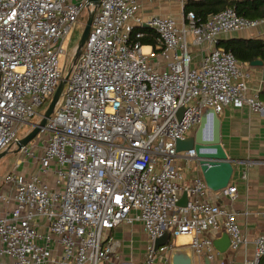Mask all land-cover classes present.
Wrapping results in <instances>:
<instances>
[{
  "label": "built area",
  "instance_id": "1",
  "mask_svg": "<svg viewBox=\"0 0 264 264\" xmlns=\"http://www.w3.org/2000/svg\"><path fill=\"white\" fill-rule=\"evenodd\" d=\"M87 1L0 0V153L14 146L21 127L31 130V118L39 120L37 109L63 76V42ZM142 1L154 2L99 0L60 98L36 135L41 139L18 150L34 169L18 172V161L3 177L0 264H167L174 246L154 249L163 235L188 237L192 264H202L201 256L210 261L213 252L207 233L220 230L229 251L247 245L234 213L207 203L203 180L184 182L185 168L198 171L197 159L174 145L192 136L207 109L217 115L226 106L244 107L264 117V100L249 93L247 73L215 46L221 35L255 29L264 18L225 9L200 21L183 12V0L178 18L142 16ZM135 28L156 36L147 53L142 34L131 36ZM216 193L236 197L229 181ZM135 223L145 235L139 261L130 245L124 256L122 242L109 235ZM252 247L243 264H260L264 230Z\"/></svg>",
  "mask_w": 264,
  "mask_h": 264
},
{
  "label": "crops",
  "instance_id": "2",
  "mask_svg": "<svg viewBox=\"0 0 264 264\" xmlns=\"http://www.w3.org/2000/svg\"><path fill=\"white\" fill-rule=\"evenodd\" d=\"M187 0H183V5ZM180 12L179 0H154L153 3L141 2L140 14L142 16L161 15L178 18ZM229 38L241 39H259L264 41V24L255 29L239 33H228L221 35L218 40ZM142 46L144 53H147L148 47ZM199 57L194 59L193 64L199 62ZM155 62L156 58H150ZM248 78L246 85L250 93L256 94L259 100H264V63L260 66H250L249 64L239 63ZM219 121V143L226 156L231 162L232 173L229 178V184L235 187L236 197L233 201L226 198L217 197V191L212 192L207 189L205 198L207 203H215L221 209L231 211L235 215V221L247 241L244 248H238L235 251L227 249L222 253H217L213 248L210 264H243L244 259L250 257L252 252V240L264 230V117L251 113L246 108H233L226 106L221 113L217 114ZM19 161L20 172L31 171L34 164L20 155L14 165ZM13 167L9 170L12 171ZM245 173V179L241 178ZM187 183L195 177H200L199 170H184ZM137 234H142V241L145 242V235L142 232L140 224H132L130 227L119 226L110 231L109 235L122 242V252L124 256L128 251V246L133 251L138 247L140 249V259L133 257V261L142 259V241H138ZM186 237V236H185ZM207 237L223 246L226 243V234L220 230L207 233ZM141 238V237H140ZM139 238V239H140ZM188 238V237H187ZM189 241V238L187 239ZM188 241H181L177 238L171 240L175 248L187 246ZM132 251V252H133ZM133 254V253H132Z\"/></svg>",
  "mask_w": 264,
  "mask_h": 264
},
{
  "label": "water",
  "instance_id": "3",
  "mask_svg": "<svg viewBox=\"0 0 264 264\" xmlns=\"http://www.w3.org/2000/svg\"><path fill=\"white\" fill-rule=\"evenodd\" d=\"M87 2L88 6L86 9V19L82 28V32L77 41L71 64H73V62L76 60V58L81 52V48L89 31L93 12L99 3V0H88ZM89 8L91 9L89 10ZM249 65L260 66L261 61L255 60L252 61ZM68 72L69 69L67 70L65 75L62 76L61 80L57 84L38 122L31 124V130L15 141V152H18L20 148L25 147L37 135L39 128L43 127L46 119L49 118V116L51 115L53 108L55 107L56 103L60 98L61 91L68 76ZM206 133H208L207 139H205ZM174 149L176 152L188 150L194 151L198 163L199 174L208 190L216 192L220 189L225 188L231 176L232 167L231 162L226 159V156L220 146L219 121L217 115L213 113L211 109H207L201 114L192 136H189L184 140H177L175 142ZM6 153L7 150L0 153V158ZM186 201L187 199L185 193L183 192L175 205L180 208L184 207ZM166 242L167 236L163 235L160 239H157L154 242V249L164 245ZM211 245L217 251V253L220 254L227 249L228 238L226 237V243L224 247L219 246V243L214 240L211 242ZM201 261L202 264H210V261L205 255L201 256ZM167 264H192L190 248L188 246H185L183 248L173 247L169 251Z\"/></svg>",
  "mask_w": 264,
  "mask_h": 264
},
{
  "label": "trees",
  "instance_id": "4",
  "mask_svg": "<svg viewBox=\"0 0 264 264\" xmlns=\"http://www.w3.org/2000/svg\"><path fill=\"white\" fill-rule=\"evenodd\" d=\"M231 9L238 17L248 20L264 18V0H187L183 5V12H192L200 21H205L209 15ZM141 33L138 40L140 46L156 45L155 34L145 28H135L132 32ZM216 47L229 52L238 63L250 64L258 60L264 63V41L259 39L229 38L217 40ZM167 244H172L170 240ZM264 264V256L260 260Z\"/></svg>",
  "mask_w": 264,
  "mask_h": 264
},
{
  "label": "rangeland",
  "instance_id": "5",
  "mask_svg": "<svg viewBox=\"0 0 264 264\" xmlns=\"http://www.w3.org/2000/svg\"><path fill=\"white\" fill-rule=\"evenodd\" d=\"M91 8H89L90 10ZM86 15H87V11L85 10L82 15L79 17V19L76 21V23L72 26V28L69 30L64 42H63V48L65 51V54L58 60V65L59 67L62 69V74L65 75V73L67 72V70L69 69L72 59H73V53L77 44V41L79 39V36L82 32V28L86 19ZM192 52V50H191ZM193 56V58H192ZM197 52H192L191 53V58H192V62H194V59L197 58ZM199 60V59H198ZM250 93V92H249ZM253 94V93H250ZM50 100V99H49ZM49 100L45 103H43L38 109H37V114L41 115ZM38 122V117L34 116L33 118H31L29 120V124L31 123H36ZM30 129L29 126L24 125L23 127H21L18 131L17 134V138H21L28 130ZM194 131V130H193ZM37 139H41L38 136L34 137L27 145L26 147L28 149H33L34 148V143ZM36 153V152H35ZM20 158V154L19 152H15V146H11L8 150L7 153L2 156L0 158V184L2 183V179L3 177L8 174L10 171V169L13 167L15 161ZM36 158V157H35ZM30 162V161H29ZM188 171H192V168H187ZM17 171L20 172L21 171V167L17 168ZM136 236H138L139 238L137 239L138 241H142L144 238H142V234H137ZM144 241H142L141 243H143ZM140 249L141 247H138L136 250H134L132 253L133 257H138L140 259L139 253H140Z\"/></svg>",
  "mask_w": 264,
  "mask_h": 264
},
{
  "label": "bare ground",
  "instance_id": "6",
  "mask_svg": "<svg viewBox=\"0 0 264 264\" xmlns=\"http://www.w3.org/2000/svg\"><path fill=\"white\" fill-rule=\"evenodd\" d=\"M142 51H144V49H142ZM177 239L179 240V242H181V241H188L187 239V237H185V236H179V237H177Z\"/></svg>",
  "mask_w": 264,
  "mask_h": 264
}]
</instances>
